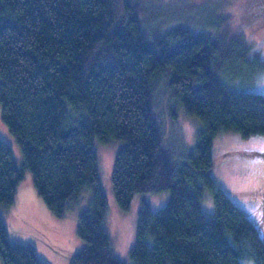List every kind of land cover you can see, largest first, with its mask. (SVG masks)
<instances>
[{
  "label": "trees",
  "instance_id": "16d2710c",
  "mask_svg": "<svg viewBox=\"0 0 264 264\" xmlns=\"http://www.w3.org/2000/svg\"><path fill=\"white\" fill-rule=\"evenodd\" d=\"M148 2L0 0L1 114L24 155L20 168L0 139V203H14L26 169L57 216L92 189L78 222L86 244L70 264H129L111 248L94 146L121 140L112 177L119 206L129 210L137 193H171L157 211L143 199L130 264H264L258 224L212 175L221 129L264 134V93L236 90L218 75L220 41L193 25L215 9L213 1L186 20L190 25L149 23ZM263 3L249 0L242 10ZM169 75L187 113L203 122L184 160L165 145L154 110L157 82ZM205 189L214 197L211 213L203 208ZM0 257L3 264H47L33 245L11 242L1 215Z\"/></svg>",
  "mask_w": 264,
  "mask_h": 264
},
{
  "label": "rangeland",
  "instance_id": "374dc122",
  "mask_svg": "<svg viewBox=\"0 0 264 264\" xmlns=\"http://www.w3.org/2000/svg\"><path fill=\"white\" fill-rule=\"evenodd\" d=\"M147 9L152 16L148 22L155 24L169 19L172 24L190 25L201 6L210 4L212 11L197 16L193 25L211 32L220 41L215 53L219 62L218 75L236 90L264 93V3L253 7L249 13L242 9L249 0H149ZM193 15V16H192ZM155 113L161 122L164 143L171 147L176 160H184L194 152L198 133L203 128L199 117L187 113L184 104L174 92L170 75L157 82ZM73 107L69 106L72 114ZM80 115L74 119L77 122ZM0 139L10 145L17 165L24 166V155L17 138L10 132L2 118L0 104ZM123 141L108 143L96 140L99 169L108 206L105 224L111 239L113 253L131 263L138 227V213L143 199L157 211L166 205L171 193H137L129 210L122 209L115 197L113 171L116 155ZM264 134L244 137L240 132L221 129L212 145L215 165L212 175L217 184L242 207L258 224L264 235ZM92 189L85 188L77 198L68 201L63 216L55 215L38 192L33 173L26 169L13 204L0 203L13 244L33 245L47 264H70L74 253L85 246L78 233L79 217L90 205ZM207 213L215 209L213 194L205 189L202 200ZM243 264H254L243 259ZM0 264L3 261L0 257Z\"/></svg>",
  "mask_w": 264,
  "mask_h": 264
}]
</instances>
